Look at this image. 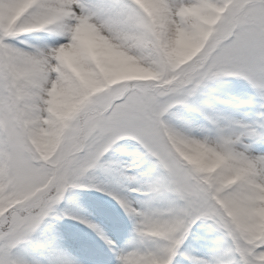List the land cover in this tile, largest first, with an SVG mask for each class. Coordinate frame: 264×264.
Listing matches in <instances>:
<instances>
[{"label": "snow or ice", "instance_id": "snow-or-ice-1", "mask_svg": "<svg viewBox=\"0 0 264 264\" xmlns=\"http://www.w3.org/2000/svg\"><path fill=\"white\" fill-rule=\"evenodd\" d=\"M65 220L111 264H264V0H0V264H85Z\"/></svg>", "mask_w": 264, "mask_h": 264}, {"label": "rangeland", "instance_id": "rangeland-1", "mask_svg": "<svg viewBox=\"0 0 264 264\" xmlns=\"http://www.w3.org/2000/svg\"><path fill=\"white\" fill-rule=\"evenodd\" d=\"M225 91H228V90L226 89ZM231 92L237 94V92H236V90H234V88ZM237 118L245 119L241 115H238ZM248 120H251V119H248ZM195 158L197 159V162H203L206 159V157H203L201 155H196ZM210 163H211L212 167H215L216 164L218 163V161H212ZM70 195H74V196L78 197L80 199L81 205L83 207H85L88 210V212L91 211L90 208H92V207L95 209V211L97 210L100 212L98 214L99 217H101L102 220L107 221L109 224V228L106 230V232L110 235V237L117 238V239L128 238V237L131 238L132 237V231L129 229H125V222H126V219H128V218L124 215L120 206L114 200H112L110 197L105 195L107 198L110 199V201H106L105 203H103L98 197H93L91 195L84 194V192H82V191H75L74 193H70ZM63 206H64V204L61 205V207H63ZM99 217L96 216L97 219H99ZM105 224H107V223H105ZM78 225H80V224H78ZM107 225H106V227H107ZM58 227L64 233L69 228L63 224L60 225V223H58ZM194 231H195V229H194ZM66 235L68 236L69 234H66ZM215 235L219 236V234H215ZM215 235H214V237H215ZM100 243H101L102 249H104V251H106V252L101 254L100 256H98V259L102 262L105 261L106 263H109L110 262V253L107 252V249L104 247L103 243L102 242H100ZM197 248H202V250H203L202 255L206 254L208 251V246L203 242L193 243L191 240L188 242V250L191 251L193 254H197L196 253Z\"/></svg>", "mask_w": 264, "mask_h": 264}, {"label": "clouds", "instance_id": "clouds-1", "mask_svg": "<svg viewBox=\"0 0 264 264\" xmlns=\"http://www.w3.org/2000/svg\"><path fill=\"white\" fill-rule=\"evenodd\" d=\"M214 163V162H213Z\"/></svg>", "mask_w": 264, "mask_h": 264}]
</instances>
